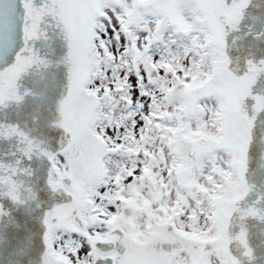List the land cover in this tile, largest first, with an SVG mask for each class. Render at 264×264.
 Segmentation results:
<instances>
[{"label":"snow or ice","instance_id":"1","mask_svg":"<svg viewBox=\"0 0 264 264\" xmlns=\"http://www.w3.org/2000/svg\"><path fill=\"white\" fill-rule=\"evenodd\" d=\"M0 264H264V0H0Z\"/></svg>","mask_w":264,"mask_h":264}]
</instances>
